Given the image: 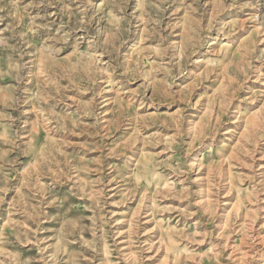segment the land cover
I'll use <instances>...</instances> for the list:
<instances>
[{
	"label": "rangeland",
	"instance_id": "rangeland-1",
	"mask_svg": "<svg viewBox=\"0 0 264 264\" xmlns=\"http://www.w3.org/2000/svg\"><path fill=\"white\" fill-rule=\"evenodd\" d=\"M0 264H264V0H0Z\"/></svg>",
	"mask_w": 264,
	"mask_h": 264
}]
</instances>
